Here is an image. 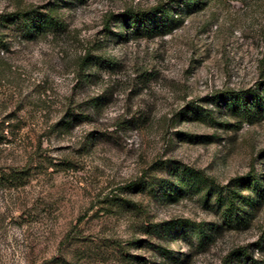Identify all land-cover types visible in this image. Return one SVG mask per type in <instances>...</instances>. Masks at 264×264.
<instances>
[{"label":"rangeland","instance_id":"rangeland-1","mask_svg":"<svg viewBox=\"0 0 264 264\" xmlns=\"http://www.w3.org/2000/svg\"><path fill=\"white\" fill-rule=\"evenodd\" d=\"M180 1L176 29L148 38L121 15L173 0H0V264H253L228 258L244 248L264 264L256 194L232 226L205 189L162 197L183 167L264 187V119L220 98L263 92L264 0ZM33 8L67 30L26 40L2 22Z\"/></svg>","mask_w":264,"mask_h":264},{"label":"trees","instance_id":"trees-1","mask_svg":"<svg viewBox=\"0 0 264 264\" xmlns=\"http://www.w3.org/2000/svg\"><path fill=\"white\" fill-rule=\"evenodd\" d=\"M176 8L166 5H156L146 10H128L120 17V22L124 24L127 32L137 37L153 38L171 34L177 26V8L183 3L180 0H173ZM202 0H186L184 7L188 10L202 5ZM184 4V3H183ZM6 26H13L26 40H36L41 37H47L51 34H62L67 30L66 23L60 19L57 13L52 11L42 12L36 8L20 12L10 13L2 18ZM124 38L126 35H117ZM2 43V39H0ZM245 93L230 92L221 95V99L227 103L228 111L237 118L244 119L254 123L258 119H264V89L263 92H254L252 102H248ZM69 122H63L61 125L66 126ZM176 169V168H175ZM182 170L178 174V182L172 183L162 197L176 200L183 192L185 187L192 189H205L206 197L215 196V203L222 207L223 218L232 226L234 223H247L244 217L246 206L255 207L258 199H254L251 194H256L258 198L264 200V187L257 178L255 173H250L244 177H238L233 180L234 185L219 186L209 181L205 176L194 169L183 167L177 168ZM248 191L250 194L245 196L243 192ZM175 226V223L169 222L165 225L154 228V234L168 232ZM264 242V241H263ZM260 248V247H258ZM163 255L169 256L170 251L161 247ZM264 250V243L261 247ZM237 256L243 263H256L249 252L244 248L236 253H232L228 258L232 260ZM228 259V261H229ZM53 264H66L65 260L55 258Z\"/></svg>","mask_w":264,"mask_h":264}]
</instances>
